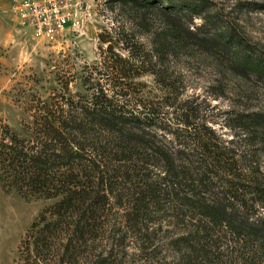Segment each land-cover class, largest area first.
Wrapping results in <instances>:
<instances>
[{
  "label": "trees",
  "instance_id": "obj_1",
  "mask_svg": "<svg viewBox=\"0 0 264 264\" xmlns=\"http://www.w3.org/2000/svg\"><path fill=\"white\" fill-rule=\"evenodd\" d=\"M109 2L146 39L124 28L118 42L101 36L128 57L105 63L89 101L40 103L23 125L30 138L0 118L2 190L56 200L22 242L23 264H264V112L226 113L235 133L224 140L178 102L165 63L203 56L264 82V54L206 2ZM133 70L176 97L136 98Z\"/></svg>",
  "mask_w": 264,
  "mask_h": 264
},
{
  "label": "rangeland",
  "instance_id": "obj_2",
  "mask_svg": "<svg viewBox=\"0 0 264 264\" xmlns=\"http://www.w3.org/2000/svg\"><path fill=\"white\" fill-rule=\"evenodd\" d=\"M109 1L97 0V7L80 37H69L64 44L54 46L38 41L9 11V16L15 20L18 38L11 45L0 44V118L21 137H31L23 125L33 124L31 111L40 103L89 101L105 63L114 61L119 65V61L128 57L122 45L114 44L122 28L136 38L146 39L140 35L141 29L132 13ZM180 1L206 2L209 14L237 28L246 42L264 54V0ZM158 23L155 18L154 29L158 28ZM195 23L198 25L200 21ZM221 24L219 22L218 26ZM101 36L112 37L114 43H104ZM165 63L168 77L173 76L169 81L177 85L178 94L182 95L178 102L182 105L188 102L192 109H199V117L212 122L210 125L224 140L232 139L235 133L227 127L233 125V115L264 112V82L260 79L240 78L226 72L225 69L231 67L222 61L203 56L194 60L172 56L165 59ZM136 71L133 70L132 78L125 82L132 84L136 98L156 103L176 97L177 92L159 86L151 75L135 76ZM179 79L182 85L178 84ZM206 110L207 114L203 112ZM164 112L172 113V110ZM226 113L232 114L230 122L225 120ZM260 163L264 169V156ZM55 202L26 199L16 192L5 193L0 187V264H23L26 250L22 242L32 224Z\"/></svg>",
  "mask_w": 264,
  "mask_h": 264
},
{
  "label": "built area",
  "instance_id": "obj_3",
  "mask_svg": "<svg viewBox=\"0 0 264 264\" xmlns=\"http://www.w3.org/2000/svg\"><path fill=\"white\" fill-rule=\"evenodd\" d=\"M97 0H14L10 15L46 45H61L80 37Z\"/></svg>",
  "mask_w": 264,
  "mask_h": 264
},
{
  "label": "crops",
  "instance_id": "obj_4",
  "mask_svg": "<svg viewBox=\"0 0 264 264\" xmlns=\"http://www.w3.org/2000/svg\"><path fill=\"white\" fill-rule=\"evenodd\" d=\"M13 1L14 0H0V44L2 45H11L18 38L15 29V20L9 16Z\"/></svg>",
  "mask_w": 264,
  "mask_h": 264
}]
</instances>
